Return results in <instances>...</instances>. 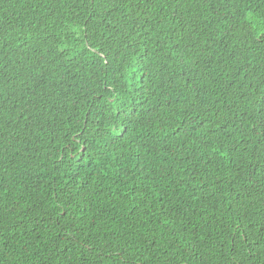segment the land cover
Instances as JSON below:
<instances>
[{
	"label": "trees",
	"instance_id": "obj_1",
	"mask_svg": "<svg viewBox=\"0 0 264 264\" xmlns=\"http://www.w3.org/2000/svg\"><path fill=\"white\" fill-rule=\"evenodd\" d=\"M0 264H264V0H0Z\"/></svg>",
	"mask_w": 264,
	"mask_h": 264
}]
</instances>
